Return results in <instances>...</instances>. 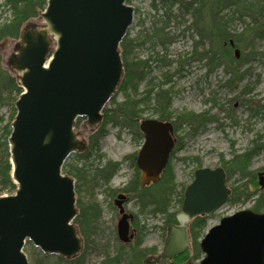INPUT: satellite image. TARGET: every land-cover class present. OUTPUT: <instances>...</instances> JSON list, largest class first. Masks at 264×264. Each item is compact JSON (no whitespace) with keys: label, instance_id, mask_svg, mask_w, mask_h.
<instances>
[{"label":"water","instance_id":"obj_1","mask_svg":"<svg viewBox=\"0 0 264 264\" xmlns=\"http://www.w3.org/2000/svg\"><path fill=\"white\" fill-rule=\"evenodd\" d=\"M191 2L192 0H180ZM135 8L126 0H46L38 12L41 24L27 22L6 60L21 93L7 138L9 177L15 190L0 195V264H29L27 242L43 255L77 259L84 242L74 223L75 180L62 172L73 154L84 153L88 142L76 130L94 133L103 110L117 94L124 69L120 45L134 22ZM230 45H233L230 42ZM239 58V50H234ZM144 143L136 164L140 186L158 182L174 146L169 122L144 120L139 125ZM158 133V134H157ZM264 190V174L257 175ZM223 168H199L183 193L178 226L169 224L162 252L142 264L171 260L190 249L188 224L215 213L229 200ZM117 238L132 239L123 209ZM198 264H264V212L243 210L222 218L199 242Z\"/></svg>","mask_w":264,"mask_h":264},{"label":"rangeland","instance_id":"obj_2","mask_svg":"<svg viewBox=\"0 0 264 264\" xmlns=\"http://www.w3.org/2000/svg\"><path fill=\"white\" fill-rule=\"evenodd\" d=\"M128 4L135 8L134 22L127 32L128 40L133 39L141 42L150 36L152 24L159 17L164 16L169 3H164L163 0H130ZM184 10L185 7L177 2L172 4L171 12L173 15H179ZM224 12L226 13V11ZM12 19L13 15L10 7L6 4V0H0V27L9 23ZM184 19L186 21L184 24L178 25L171 20L167 26L166 30L170 33V36L174 37V40L167 46L166 51L157 45L151 47L153 42L151 40H145V44L134 51L135 57L141 61H148L149 67L146 75L138 84V96L144 92L149 82L153 84L165 82L162 89L169 91L171 94L172 104L170 111L174 115L183 111L196 114L209 111L215 118L214 122L208 124L204 131L194 137L189 136L188 128L186 127L174 135L177 139L176 144L180 142L181 146L178 150H174L170 162L177 187L176 195L171 201L168 212L175 215L179 214L181 209L177 202L182 191L181 188H186L191 184L195 170L199 168L211 170L218 167L223 168L220 164L221 158L227 162L234 155L253 149L252 142L258 136L264 134V119L262 116L260 114L251 116L254 111L264 104V38L255 43V48L260 52V56L241 66L240 70L245 72V76L237 83L235 89H229L224 84L229 76L224 72L223 66L210 71L206 66L207 62L205 60L186 62L192 54L194 41L198 37L192 30L186 29V26L191 23L192 17L187 14ZM27 22L41 24L38 16ZM242 28L243 24L241 23L234 27L235 31L238 32ZM16 41L17 39L6 38L0 42L1 69L13 77L14 81L15 75L6 67V60L11 54ZM237 49L240 57V53L245 52L244 46ZM198 50L201 51L202 47H199ZM155 58H163L166 64H160L153 60ZM181 61H185V64L180 65ZM18 96L15 91L7 93V91L3 90L0 93V159L2 155L4 156V149L6 148L7 150V146L3 145V132L7 124H9L10 128V114L12 113V108L14 109L13 104ZM123 99V92H117L114 103H120ZM114 103L110 101L106 108H114ZM149 119H157V115L151 109H146L138 120L141 123ZM76 130L82 134L87 142L90 135L97 131L90 133L85 130L81 119L79 124H76ZM104 131L105 133L97 140L98 151L95 148L93 150L90 148L92 156L88 162H92L95 165L98 162V155H102L103 158H101L102 162H99L100 164L109 160L121 163V165L106 186L101 184L90 188L88 185H81L79 194L76 193V200L80 199L85 202L90 196L101 208V216L95 233L90 236L88 247L86 249L83 248L81 254L82 264H98L107 254L111 257L116 254V249L119 246L117 222L120 216L117 209H112L111 207L113 198L110 196L109 189L110 191L117 190L126 185L133 177L135 170L129 166L125 158L140 151L144 143L143 137L141 139L134 137L131 128L123 129L107 124ZM75 155L78 154L71 155L65 161L62 168L64 174L70 175L68 174V167L71 164L77 167L81 166L82 160L76 158ZM191 158H196L200 167H197ZM248 171L256 176L259 173L264 174V152L261 151L251 158ZM237 178L238 175L235 173L226 181L229 189H231ZM250 178V176L243 177L241 183L247 184V188H250L249 191L252 192L254 189L249 183ZM14 190L15 185L14 188H4L0 191V195L13 194ZM184 190L182 193H184ZM259 193H263L260 188ZM254 199L256 197L249 201L242 199L236 202L228 201L218 211L206 216V227L198 242L222 218L243 210H251ZM125 206L126 212L136 217L134 220L135 225L131 226L130 230V233L135 230L132 242L140 237L141 248L154 249L157 254L161 253L166 236V230H162L165 223L164 216L159 214L156 216L139 214V205L136 201H129ZM141 227H143L142 230ZM191 249L190 247V251ZM23 251L29 264H57V257L43 255L31 242L25 244ZM202 257L203 255L201 254L199 259H190L186 264H198ZM69 261L64 260L60 264H69ZM119 264H127V261L121 260ZM158 264H172V260L165 259Z\"/></svg>","mask_w":264,"mask_h":264},{"label":"trees","instance_id":"obj_3","mask_svg":"<svg viewBox=\"0 0 264 264\" xmlns=\"http://www.w3.org/2000/svg\"><path fill=\"white\" fill-rule=\"evenodd\" d=\"M167 2L168 7L165 10L164 16L159 17L152 24V31L150 36L145 39L153 41L151 47L155 45L161 47L164 51L169 44L174 40L173 36L166 30L170 21L175 24H184L185 15L189 14L192 17L191 23L186 26L187 30H192L198 37L193 44V51L191 56L186 60L190 62H200L205 60L207 67L211 71L219 66H223L224 72L229 76L224 83L229 89H235L237 83L245 76V72L240 70L241 66L260 56V52L256 50L255 43L264 38V0H192L188 3H183L179 0H163ZM130 3V0L126 1ZM179 3L185 7L184 12L179 15H173L171 7L173 3ZM46 0H6V4L10 7L13 19L0 27V42L6 38L17 39L19 31L23 24L32 18L38 16V12L45 7ZM226 11V13L224 12ZM248 20V22H246ZM243 24L241 31H235L234 27L238 24ZM137 42L136 40H128V35L124 38L120 45L121 57L123 61L124 75L119 86V92H123L124 99L122 102L115 104V97L111 102L115 104L114 108H105L103 110V122L99 129L88 139V149L82 153L75 155L76 158L82 160L80 167L70 165L68 167V174H70L75 182V192L79 194L80 187L90 186L94 188L98 185H107L116 172L120 169L121 163L112 162L109 160L102 162V155H98L97 164L93 165L88 162L92 156L90 148L98 151L97 140L105 133L104 128L107 124L118 126L120 128H131L133 135L137 139L143 137L139 128V118L146 109H151L156 115L157 119L164 122H171L174 126V133L176 134L182 128H188L190 137L201 133L206 129L208 124L215 121L213 115L209 111L203 113L180 112L173 114L170 111L172 104V97L169 91L163 90L162 87L165 82L153 84L149 82L144 92L138 96L137 88L139 82L144 78L148 70V61H141L134 55L135 49L140 48L144 41ZM232 42L233 45H230ZM244 46L245 52L240 53L238 59L234 56V49ZM199 47L202 50L199 51ZM158 56V54H156ZM160 64H166L164 59L155 58ZM180 65L185 64L181 61ZM12 93L15 91L18 95L21 89L16 86L13 77L9 76L0 66V93L2 91ZM141 107V108H140ZM15 114L12 108L10 114V121ZM260 114L264 119V104L254 111L251 116ZM78 119L77 124H79ZM3 145L7 146V137L10 134L9 124L6 125L3 132ZM253 149L234 155L233 158L227 162L223 158L220 159L226 173V181H228L233 174H237L238 178L231 187V195L229 202H236L239 200L249 201L254 199L251 211L255 213L264 212V193H259V185L257 176L248 171L251 158L261 151L264 152V134L258 136L253 142ZM181 144L175 145L169 162L160 174L159 180L155 184L147 187H141L139 184V171L136 168V154L127 156L128 164L135 170V176L129 184L128 188L124 190L130 193V198L135 199L139 205V214H149L151 216L161 215L165 218L163 231L167 229L169 224L176 223V215L169 213V208L173 197L176 195L177 185L174 182V174L172 172L170 162L174 150H178ZM4 156L0 159V191L4 188H14L10 181L9 172L10 166L8 163V149H4ZM192 159V158H191ZM197 167H200L196 158L192 159ZM100 162V163H99ZM251 177L249 183L254 191L250 192L247 184L241 183L243 177ZM178 199V204L181 206L183 201V190ZM82 191V190H81ZM116 190L110 191V196L114 195ZM78 216L75 219L80 235L84 240V248L88 247L90 236L95 233L98 221L101 216V208L99 204L89 198L82 202L77 199ZM114 209L113 205L111 206ZM136 218V217H135ZM206 227V216L197 217L189 224V234L191 239V251H186L180 256L172 259V264H186L190 259H199L201 251L199 248L198 239L202 235ZM143 227H141V230ZM119 242V241H118ZM116 254L111 257L106 255L105 258L98 264H119L121 260H126L127 264H142V260L148 255H156L154 249L141 248V238H136V241L127 244L118 243ZM192 252V253H191ZM64 259L57 257V264H60ZM69 264H82V255L77 259L69 261Z\"/></svg>","mask_w":264,"mask_h":264},{"label":"flooded vegetation","instance_id":"obj_4","mask_svg":"<svg viewBox=\"0 0 264 264\" xmlns=\"http://www.w3.org/2000/svg\"><path fill=\"white\" fill-rule=\"evenodd\" d=\"M149 121H158V122H164V121H160V120H158V119H149ZM167 122H169V121H167ZM170 124H171V126H172V140L174 141V143H175V145H176V141H177V139L175 138V133H174V126L172 125V123L171 122H169ZM140 125V124H139ZM158 134V133H157ZM142 135H143V133H142ZM143 139H144V135H143ZM175 145L173 146V149H174V147H175ZM172 149V150H173ZM139 152V151H138ZM138 152L136 153V159H137V155H138ZM127 162H128V160H126ZM135 165H136V168L138 169V167H137V164H136V161H135ZM138 171H139V179H140V175H141V171H140V169H138ZM134 176H135V172H134V174H133V177H131V179L126 183V185H124V186H122L121 188H118L116 191H115V193H114V195L112 196V198H113V207L114 208H116L117 209V211H118V208L115 206V201H116V198L119 196V195H123L124 196V198H122L121 199V201H123V209H124V212L127 214V215H131L132 216V220H129V234L130 235H132V239L130 240V241H133V236L135 235V230L133 231V233H130V230H131V226H134L135 225V217H134V215H132V214H130V213H127L126 212V209H125V205H126V203H129V201H135V199L133 198V199H131L130 198V193H127L124 189L125 188H128L129 187V184H130V182L132 181V179L134 178ZM258 180V179H257ZM139 184H140V181H139ZM151 185V184H150ZM106 186V185H105ZM118 214H119V212H118ZM177 215V214H176ZM120 216V215H119ZM173 225H176V226H178V222H177V220H176V223L175 224H173ZM186 231H187V234H188V236H189V238H190V234H189V224H188V227H187V229H186ZM190 241H191V239H190ZM127 244V243H126ZM156 255H158V254H156ZM156 255H148V256H156ZM148 256H146V257H148ZM145 257V258H146ZM144 258V259H145ZM143 261V260H142Z\"/></svg>","mask_w":264,"mask_h":264}]
</instances>
